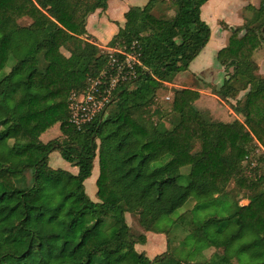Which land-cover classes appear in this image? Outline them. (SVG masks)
Listing matches in <instances>:
<instances>
[{
    "label": "trees",
    "instance_id": "trees-1",
    "mask_svg": "<svg viewBox=\"0 0 264 264\" xmlns=\"http://www.w3.org/2000/svg\"><path fill=\"white\" fill-rule=\"evenodd\" d=\"M106 1L0 0V264H264V179L250 177L264 172V78L250 59L255 30L232 32L216 53L233 69L216 94L234 101L240 121L211 123L192 107L189 90H172L166 111L155 103L207 43L199 10L208 0L130 7L106 47L136 41L143 69L76 130L68 96L84 91L107 60L84 39L85 20ZM252 21L264 23V0ZM54 125L59 136L42 142ZM55 151L75 174L48 166ZM94 161L95 202L83 185ZM231 181L247 192L245 205L228 200ZM187 201L191 207L181 209ZM125 214L143 232L164 235L165 251L150 259L135 251L145 237L132 234ZM174 230L181 237L172 248Z\"/></svg>",
    "mask_w": 264,
    "mask_h": 264
},
{
    "label": "rangeland",
    "instance_id": "rangeland-1",
    "mask_svg": "<svg viewBox=\"0 0 264 264\" xmlns=\"http://www.w3.org/2000/svg\"><path fill=\"white\" fill-rule=\"evenodd\" d=\"M259 0H217V3L213 0L212 3L204 6L202 5L200 7V18L201 20L208 26L210 30V40L214 41L217 39V36L224 32L226 40H228L229 36L234 32V34L237 37H241L247 30H255L254 35L257 39L258 46L255 48V50L251 54V61L254 62L256 65V71L255 74L260 76L261 78H264V23L256 24L254 21H252L255 9L258 7ZM170 7L169 4H166L165 7ZM204 6V8H203ZM158 8H161V6L157 7L154 11L155 15L161 13V10H157ZM173 9V8H171ZM171 15V11L167 13V16ZM25 21H21L23 23ZM227 46V41L225 42ZM87 61L85 60H79L76 64L77 67L83 68ZM231 68V67H229ZM226 66H223V76L228 77L232 73L228 72V69ZM233 71V69H232ZM189 77H188V76ZM175 84L179 85L181 82H184L185 84H191L194 83L195 77L190 76L187 74V72H180L174 76ZM174 83V82H173ZM243 84V79L241 77L236 79L235 87H238V85ZM205 87V85H202V87ZM166 86L165 89L159 90L157 95L155 96V103L156 106L159 108L162 105L163 111H166L169 108V101L171 98V91L174 88H170ZM185 90V89H184ZM243 92L238 95L237 98H240L242 96ZM195 98L192 97L191 105L193 108H195L197 111H201L203 113L204 118L207 121L211 122H222V123H230L232 120L229 117H226L225 113L222 111V108H220L216 102L212 100H199L198 95H194ZM212 103V104H211ZM161 109V108H159ZM161 111V110H160ZM59 136V130L58 125H54L50 127L49 129L45 130L40 135V140L42 142H47L50 139L56 138ZM48 166L53 169H62L65 171H69L71 169V166L63 161L59 154L55 151L52 152L48 157ZM243 166V164H242ZM186 168H181L180 173L185 174ZM251 171V170H250ZM97 172V164L96 161L93 162V169L91 170V177H95ZM249 173L247 169L245 170V174L247 175ZM250 177L253 178L255 176V179L258 175L262 176V179H264V172L261 170L255 173L253 175L250 173ZM253 180V179H252ZM180 183H183V180L180 181ZM261 189L264 190V185H261ZM84 190L87 195V197L95 202V185L94 181H88L84 184ZM226 193L227 198L234 199V201H237L239 205H245L246 199L244 198L245 191L242 189H238L233 181L229 182L226 186ZM227 200H225L226 202ZM224 202V201H223ZM228 202V201H227ZM191 207L190 202L187 201L182 207L186 210ZM181 209L176 210L169 218H165L163 221L166 222V224H169V220H172L176 217V215L179 213ZM226 213V212H225ZM125 222L127 226L129 227L132 234L135 236L138 234H141L145 237V242L143 245H135V251L137 252H143L149 259L152 258L154 255L160 254L165 251L166 248V238L164 235L160 234H150L143 232V230L138 226L136 217L125 214ZM234 231L233 228L229 227L227 228L226 232L230 233ZM180 233V234H179ZM181 237V232L179 230H174L172 234L170 235V239H172V242L170 246L172 248L177 247V241ZM170 248V249H172ZM172 251V250H171ZM173 252V251H172ZM212 252V249H208L205 251H202L203 258H207Z\"/></svg>",
    "mask_w": 264,
    "mask_h": 264
},
{
    "label": "crops",
    "instance_id": "crops-1",
    "mask_svg": "<svg viewBox=\"0 0 264 264\" xmlns=\"http://www.w3.org/2000/svg\"><path fill=\"white\" fill-rule=\"evenodd\" d=\"M147 1L149 0H107L106 7L103 11L95 10L93 13L89 14L86 17L85 26H84L85 29L84 39L88 43L94 44L104 53L111 50L112 48H108L106 47V45L113 37V35L116 34L118 28L122 27L124 23L123 14L130 7H138V8L142 7ZM214 1L215 3H217V0ZM212 2L213 0H208L207 2L204 3L205 5L204 4L203 5L206 6ZM224 34H225L224 32L220 33L217 36V39L214 41L208 38V41L203 47V49L188 64L187 70L185 72H187V74H189L190 76L196 78L194 83L188 85L185 84L184 82H181L179 85H177L175 84L176 78H173L172 83L165 84V87L168 86L169 87L168 89L174 88L172 90H184V89L189 90L197 94L199 96V100L200 99L205 101L212 100L216 102L218 104L216 106L222 108V111L225 113L226 117H229L232 120L231 122H233L234 120L240 121L238 116H236L230 109V104H233L234 101L232 100L223 101L216 94V91L221 86L223 80H227L226 77L223 76V65H221L216 60V53L220 49L224 48L226 45L225 42L227 40ZM209 36H210V30H209ZM202 85H205V87L204 86L202 87ZM216 123H222V122H216ZM69 173L75 174L76 168L71 166ZM96 176H97V172H96ZM96 176L87 178L83 182V185L85 184V182L95 181Z\"/></svg>",
    "mask_w": 264,
    "mask_h": 264
},
{
    "label": "built area",
    "instance_id": "built-area-1",
    "mask_svg": "<svg viewBox=\"0 0 264 264\" xmlns=\"http://www.w3.org/2000/svg\"><path fill=\"white\" fill-rule=\"evenodd\" d=\"M105 54L107 60L104 69L87 80L84 91L68 96V122L76 130L101 114L113 101L116 89L131 84L137 78L138 71L143 69L139 61L140 47L136 41Z\"/></svg>",
    "mask_w": 264,
    "mask_h": 264
},
{
    "label": "water",
    "instance_id": "water-1",
    "mask_svg": "<svg viewBox=\"0 0 264 264\" xmlns=\"http://www.w3.org/2000/svg\"><path fill=\"white\" fill-rule=\"evenodd\" d=\"M228 72H229V73H232V68H229V69H228ZM226 79H228V77H226Z\"/></svg>",
    "mask_w": 264,
    "mask_h": 264
}]
</instances>
